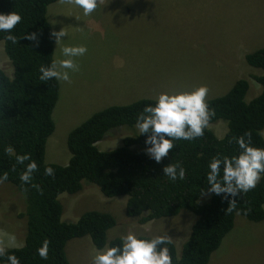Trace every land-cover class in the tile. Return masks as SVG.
Returning a JSON list of instances; mask_svg holds the SVG:
<instances>
[{
    "label": "trees",
    "instance_id": "16d2710c",
    "mask_svg": "<svg viewBox=\"0 0 264 264\" xmlns=\"http://www.w3.org/2000/svg\"><path fill=\"white\" fill-rule=\"evenodd\" d=\"M57 1L0 0V13L15 11L22 17L12 30L18 40L16 44L5 40L6 33H0V42L12 68L11 77L0 69V175L7 173L4 182L20 192L26 202L25 212L20 214L26 218L24 245L5 248L6 255L0 257V264H8L10 254L17 256L20 264H69L66 243L85 236L90 237L96 249H103L107 231L116 225L111 214L89 211L76 222L61 220L58 196L79 193L83 182L96 186L107 198L125 196L126 216L137 219L140 225L175 217L182 210L192 213L196 218L181 254L176 253L171 241L163 246L168 247L173 264H210V257L232 230L236 215L253 223L264 220V178L254 189L235 198L234 208L229 203L232 197L209 193L206 180L209 161L218 154L237 155L240 150L236 139L245 133L251 135V146L264 148V46L244 55L249 67L262 71L261 75L252 77L260 86L259 94L247 102L249 83L239 79L226 94L206 99L214 115L204 135L192 141H174V149L160 163L146 155V135L132 136L138 131L137 116L146 105L155 102L153 98H144L91 115L67 136L68 164H46L45 147L54 131L52 112L58 100L59 82L42 80L40 68L53 61L55 40L47 9ZM32 33L37 35V41L24 38ZM218 121L227 129L222 138L209 128ZM117 129L128 133L121 145L111 151H100L97 143ZM9 146L15 149V154L6 153ZM24 154L36 162L38 169L28 183H23L20 176L30 161L24 164L16 161V155ZM170 163H179L185 169L183 180L173 182L163 175V168ZM48 167L54 175H45ZM202 197L208 198L198 202ZM45 240L49 242L48 258L41 259L37 249ZM121 242V238H115L108 247Z\"/></svg>",
    "mask_w": 264,
    "mask_h": 264
},
{
    "label": "rangeland",
    "instance_id": "374dc122",
    "mask_svg": "<svg viewBox=\"0 0 264 264\" xmlns=\"http://www.w3.org/2000/svg\"><path fill=\"white\" fill-rule=\"evenodd\" d=\"M97 3L89 16L69 0H58L47 9L53 32L63 28L67 33L64 43L83 45L88 51L76 58L79 71L70 73L69 83L58 80L59 95L52 112L54 131L45 147L46 164L66 166L70 160L66 146L69 132L105 108L144 98L155 100L160 93L186 92L200 86L208 88L206 99H211L226 94L236 80H252L253 75L262 73L249 67L244 55L264 46V0ZM61 47L54 42L53 60L63 58ZM0 69L11 77L2 42ZM259 92L260 86L249 81L245 100L250 102ZM209 128L218 138L227 130L219 121ZM127 134L124 129L112 131L97 143V148L114 150ZM203 197L198 202L208 198ZM58 200L62 221L76 222L89 211L106 212L115 218L116 225L107 231L104 248L111 240L134 233L137 237H169L180 255L196 218L182 210L175 217L140 225L137 219L126 216L125 196L107 198L86 182L79 193H63ZM25 209V197L11 184L0 183V246L11 249L24 245L26 218L20 214ZM9 234L15 236L14 241ZM96 250L88 236L69 240L65 246L69 264H91ZM210 264H264V220L253 223L236 215L232 230Z\"/></svg>",
    "mask_w": 264,
    "mask_h": 264
},
{
    "label": "clouds",
    "instance_id": "9594fccd",
    "mask_svg": "<svg viewBox=\"0 0 264 264\" xmlns=\"http://www.w3.org/2000/svg\"><path fill=\"white\" fill-rule=\"evenodd\" d=\"M69 3L79 7L85 16L91 15L98 6L97 0H69ZM21 21L22 17L18 12L0 13V33L7 34L6 41L17 43V37L12 34V30ZM51 36L56 45H62L60 52L63 58H57L49 66L41 67L40 78L69 83L70 73L79 71L76 58L84 56L88 49L83 45L64 43L67 33L63 28L52 32ZM24 38L37 41L35 33L28 34ZM208 91L206 86H200L186 92L160 93L154 104H148L143 108L137 116L135 128L139 135H146L145 153L150 159L160 163L168 156L169 151L174 149V141H192L204 135L210 118L214 115L206 100ZM236 143L240 150L239 153L231 157H221L219 154L214 156L208 163L209 170L206 174L208 192L217 196L223 194V198L232 197L233 199L229 202L232 208L236 204L235 198L254 189L264 178V148L251 146L250 133L238 137ZM6 153L13 155L15 149L9 146ZM16 161L18 164L30 161L20 176L23 183L30 182L32 173L38 170L36 162L31 160L28 154L16 155ZM162 171L163 175L173 182L183 180L185 177V169L179 163H170ZM45 175H54L53 169L45 168ZM7 179V173L0 175V183ZM232 208L228 210L231 211ZM9 239L14 241L15 236L9 234ZM121 241V244L117 246L97 249L91 264H173L168 247L163 246L170 242L169 237L156 236L143 239L134 233H128L121 237ZM48 252L49 242L45 240L37 249V254L41 259H47ZM5 255L6 249L0 246V257ZM7 261L8 264H20L19 258L14 254L7 255Z\"/></svg>",
    "mask_w": 264,
    "mask_h": 264
}]
</instances>
